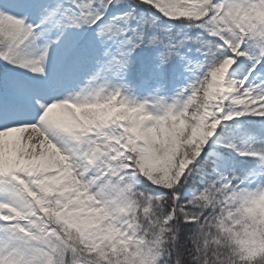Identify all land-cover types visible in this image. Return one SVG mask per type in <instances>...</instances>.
I'll list each match as a JSON object with an SVG mask.
<instances>
[{
  "label": "snow or ice",
  "instance_id": "1",
  "mask_svg": "<svg viewBox=\"0 0 264 264\" xmlns=\"http://www.w3.org/2000/svg\"><path fill=\"white\" fill-rule=\"evenodd\" d=\"M0 264H264V0H0Z\"/></svg>",
  "mask_w": 264,
  "mask_h": 264
}]
</instances>
